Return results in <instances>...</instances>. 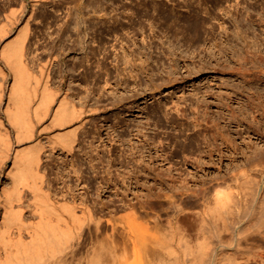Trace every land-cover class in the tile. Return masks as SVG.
Wrapping results in <instances>:
<instances>
[{
    "label": "rangeland",
    "instance_id": "rangeland-1",
    "mask_svg": "<svg viewBox=\"0 0 264 264\" xmlns=\"http://www.w3.org/2000/svg\"><path fill=\"white\" fill-rule=\"evenodd\" d=\"M78 7L85 14L80 27ZM35 8L30 67L39 71L52 60L53 84L98 109L73 151L53 149L41 135L48 186L96 203L107 234L109 218L129 217L136 201L139 231L147 226L148 236L140 237L138 257L132 243L121 246L116 263L171 264L172 255L155 244L165 237L157 217L160 224L186 211L194 218L221 183L238 191L248 179L254 188L239 220L221 231L236 241L221 246L216 264L262 262L264 241L253 239L264 235V0H42ZM0 178L1 191L10 179ZM209 186L205 200L198 191ZM190 196L200 205L186 204ZM185 227L196 247L204 233ZM205 261L190 252L180 262Z\"/></svg>",
    "mask_w": 264,
    "mask_h": 264
},
{
    "label": "bare ground",
    "instance_id": "bare-ground-1",
    "mask_svg": "<svg viewBox=\"0 0 264 264\" xmlns=\"http://www.w3.org/2000/svg\"><path fill=\"white\" fill-rule=\"evenodd\" d=\"M41 1L33 0L34 9L27 14V0H0V177L4 174L10 179L0 191V264H117L121 246L132 243L138 257L139 240L144 239L145 242L148 236L147 226L143 227L144 231L141 229L146 237L139 231L136 201L130 202V206L136 209L129 217L113 215L109 218L113 232L107 234L98 205L89 202L84 195L52 191L43 170L46 145L41 135H47L53 149L60 146L63 150L73 151L88 114L98 109L78 105L67 91L53 84L52 60L39 64V71L30 67L27 42L32 20L38 15L34 12L35 6ZM75 11V24L80 27L85 14L81 16L79 7ZM71 12L70 15L73 14ZM11 79L10 85H5ZM121 174L116 176L118 184L123 180ZM248 180L249 184L254 183ZM106 182L109 184L107 179L101 184L105 189ZM245 182L238 191L219 184L214 188L213 201H208V209L198 210L194 218L183 208L186 212L168 218L167 222L160 224L161 218L157 217L155 226L163 228L165 237L155 244L168 250L172 255L170 259H173L171 264H181V258L190 252H198L200 259L210 264L220 263L221 246L236 241L233 236L226 238L221 231H230L239 220L241 206L246 205L254 188V184L250 186ZM212 187L198 191L201 198L207 200ZM148 189L144 195L151 198L155 194ZM192 197L185 199L186 204L200 205V198ZM170 202L176 205L173 198ZM119 222L124 223L122 227ZM183 222L192 228L199 227L204 233L196 247L184 232L186 224ZM212 231L218 240L212 238ZM261 236L254 239L256 236H253L252 239L264 241V235ZM237 239H240L239 233ZM246 240L248 242L249 238ZM145 245L142 249L146 248ZM181 249L184 251L182 257ZM231 258L234 259L233 256Z\"/></svg>",
    "mask_w": 264,
    "mask_h": 264
}]
</instances>
